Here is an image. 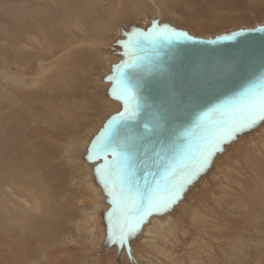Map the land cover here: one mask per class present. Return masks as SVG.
<instances>
[{"label":"rangeland","instance_id":"obj_1","mask_svg":"<svg viewBox=\"0 0 264 264\" xmlns=\"http://www.w3.org/2000/svg\"><path fill=\"white\" fill-rule=\"evenodd\" d=\"M157 25L223 37L264 26V0H0V140H28L43 158L34 182L45 196L40 219L0 216V264H264V122L221 144L173 204L113 243L124 214L97 171L104 159L88 156L124 112L115 72L130 38ZM87 181L104 207L90 235L76 225L96 202ZM173 222L176 238L152 247L157 226Z\"/></svg>","mask_w":264,"mask_h":264},{"label":"water","instance_id":"obj_2","mask_svg":"<svg viewBox=\"0 0 264 264\" xmlns=\"http://www.w3.org/2000/svg\"><path fill=\"white\" fill-rule=\"evenodd\" d=\"M172 33L151 30L130 38L129 59L115 80L119 97L124 89L134 94L136 115L120 127L107 152L95 154L104 159L102 170L123 154L148 160L147 169L134 165L132 172L145 204V186L151 191L159 184L158 196L165 197L197 163L218 123L238 111L246 93L258 94L264 80V26L216 38L177 39ZM115 205L124 219L133 218L136 204Z\"/></svg>","mask_w":264,"mask_h":264},{"label":"snow or ice","instance_id":"obj_3","mask_svg":"<svg viewBox=\"0 0 264 264\" xmlns=\"http://www.w3.org/2000/svg\"><path fill=\"white\" fill-rule=\"evenodd\" d=\"M158 30L159 25L153 29L154 32ZM172 35L177 39L190 38L185 32H173ZM119 98L124 100V112L120 114L118 120L114 119L102 136L98 137L97 141L92 144L89 159H93V154L98 155L107 152L120 127L136 115L135 109L138 105L135 104L134 94L130 90L124 89V94ZM259 122H264V80L261 81L258 94L246 93L239 102L238 111H234L227 119L218 123L214 134L202 146L197 163L183 176L180 183L172 185L165 197L158 196L159 184L151 191H148L147 185L145 186V191L148 192L147 204L144 203L145 197L141 195L139 185L136 184L135 188L133 187L132 172L134 165L140 166L142 164L147 169L149 161L137 162L128 154H123L120 160L113 161L111 164L106 161L105 168L103 170L97 169V171L102 173L105 188L111 189L109 194L114 196L113 203L118 204L123 200L136 204L135 212L132 213L133 218L131 220L125 219V222L113 233V243H119L123 247L130 237L139 230L145 216L151 215L153 210H166L180 197L184 186L194 180L199 172L210 164L211 157L216 151L221 150V144L232 139L236 134L254 127ZM148 174L150 173H146V175ZM137 201H139L138 204Z\"/></svg>","mask_w":264,"mask_h":264},{"label":"bare ground","instance_id":"obj_4","mask_svg":"<svg viewBox=\"0 0 264 264\" xmlns=\"http://www.w3.org/2000/svg\"><path fill=\"white\" fill-rule=\"evenodd\" d=\"M53 18H55V17H53ZM40 22H41V20H40ZM124 34H125V32H124ZM127 35L128 34H126V36ZM14 40L19 42V38H16ZM125 47L123 46L122 50ZM107 56H108V54H107ZM111 56H112V54H111ZM126 56H127V59H129V54L127 52H126ZM4 63H5V65H7V61H5ZM26 71H29V68L26 69ZM66 152H67V150H66ZM38 153L40 154V151H38ZM43 163H44L43 162V158L41 159V157H39V156L36 157V156H34V154H32V148H30L28 140H0V216H2L5 212L6 213H8V212L12 213L13 212V213H15V215H19V213H21L26 218L28 217L27 219H29L30 217H35V219L36 218L40 219L39 216H37V214H39V212H41L43 210V197H45V196L43 195V191L41 190L42 189L41 188L42 184H40L39 182L38 183L34 182V179H35V172H37V174H38V172L43 171V166H44ZM71 167L74 168L75 166H71ZM76 167H75V169H76ZM87 168H89V167H87ZM89 170L91 171L90 168H89ZM90 171H88V172L91 173ZM88 175L86 177H88ZM92 182L91 181H87L85 183L88 186L89 191H91V193L93 195V196L92 195L91 196L95 198L96 202H93L92 206L90 208H86V209L82 208V211H81L82 212V219L79 222L76 223V225L78 227L77 230H80L82 232L88 233L89 235L92 234L93 230H95L97 228V225H96L95 222H96V219L98 218L99 213H96V212H93V211L96 210V209H99L100 211L104 210V207L101 205L102 202L97 198V196H98L97 195V190H96V188H95V186H94V184ZM227 187L229 188V186H227ZM25 217H23V219ZM46 217H47V214H46ZM16 220L18 221L19 217ZM16 220H15V222H16ZM25 222H28V221L26 220ZM11 224H12V222H11ZM160 224L157 226V228H156L157 230L155 232L149 230V232H154V234H155L154 237L157 238V242L156 243H151L150 244L152 247H155V248H158L160 246V244H159V240L160 239L169 240V236L175 237L176 231H178L177 230V226L175 225L174 222H173V224H171L167 228H164ZM30 225H31V223H30ZM32 228H34V227H32ZM30 229H31V227H30ZM63 240H65V239H63ZM50 244H51V242H50ZM37 245H39V244H37ZM38 251H39V248H38ZM35 254L37 255V253H35ZM40 260H41V258H40ZM37 262H38V260H37Z\"/></svg>","mask_w":264,"mask_h":264}]
</instances>
